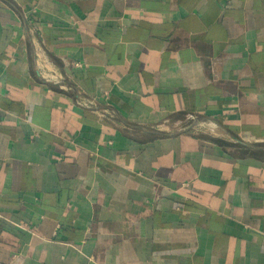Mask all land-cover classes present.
Here are the masks:
<instances>
[{
    "label": "crops",
    "instance_id": "crops-1",
    "mask_svg": "<svg viewBox=\"0 0 264 264\" xmlns=\"http://www.w3.org/2000/svg\"><path fill=\"white\" fill-rule=\"evenodd\" d=\"M0 264H264V0H0Z\"/></svg>",
    "mask_w": 264,
    "mask_h": 264
}]
</instances>
